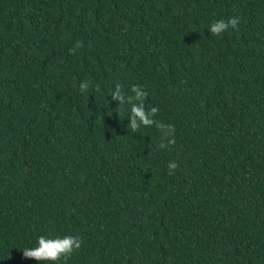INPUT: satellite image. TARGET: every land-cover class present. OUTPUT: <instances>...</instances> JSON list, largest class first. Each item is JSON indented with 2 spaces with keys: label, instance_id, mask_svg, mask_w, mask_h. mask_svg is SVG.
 <instances>
[{
  "label": "trees",
  "instance_id": "obj_1",
  "mask_svg": "<svg viewBox=\"0 0 264 264\" xmlns=\"http://www.w3.org/2000/svg\"><path fill=\"white\" fill-rule=\"evenodd\" d=\"M41 235L81 238L67 264H264V0H0V264H53Z\"/></svg>",
  "mask_w": 264,
  "mask_h": 264
},
{
  "label": "clouds",
  "instance_id": "obj_2",
  "mask_svg": "<svg viewBox=\"0 0 264 264\" xmlns=\"http://www.w3.org/2000/svg\"><path fill=\"white\" fill-rule=\"evenodd\" d=\"M239 18L233 17L228 21L218 20L214 21L209 26V31L213 36H220L229 27L237 29L239 24ZM76 47H80V42H77ZM89 84L87 81L81 83L80 88L82 91L87 90ZM96 91H100L99 87ZM132 95L126 96L123 93L121 86L117 85L115 91H113L110 96L112 100L119 102V107L116 109L117 112L123 110L125 105H130V121L129 124L132 131L135 133L142 126L151 127L155 126L157 129L165 133V138L168 136H173L175 128L172 125H165L154 117L158 114L159 109L157 107H152L150 110L145 108V100L147 98V92L142 89L140 85H133L130 89ZM175 144L174 136L168 139L167 144L161 143L159 146L161 148H166ZM179 167L176 162H170L168 164L169 175H172L174 171ZM82 240L79 236L67 235L64 237L49 238L46 236H39L38 246L35 248H24L23 256L27 259H35L37 261L48 262L51 261L53 264L56 262L63 261V264H67L68 260L72 254L82 247Z\"/></svg>",
  "mask_w": 264,
  "mask_h": 264
}]
</instances>
